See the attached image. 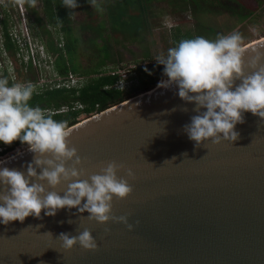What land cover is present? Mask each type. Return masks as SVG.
<instances>
[{"label":"water","instance_id":"95a60500","mask_svg":"<svg viewBox=\"0 0 264 264\" xmlns=\"http://www.w3.org/2000/svg\"><path fill=\"white\" fill-rule=\"evenodd\" d=\"M255 48L264 50V37L245 47L246 60ZM149 91L69 126V146L86 170L81 179L110 161L124 166L119 176L135 173L132 193L112 202L113 214L127 215L133 229L90 221L76 209L54 217L42 210V219L0 224V264H264V120L247 112L236 141L196 147L184 132L194 102L175 85ZM19 151L4 166L23 170L33 153ZM85 228L98 248L65 250L60 233Z\"/></svg>","mask_w":264,"mask_h":264},{"label":"clouds","instance_id":"9594fccd","mask_svg":"<svg viewBox=\"0 0 264 264\" xmlns=\"http://www.w3.org/2000/svg\"><path fill=\"white\" fill-rule=\"evenodd\" d=\"M60 3L70 10L69 16L80 6V0ZM87 3L102 11L98 0ZM246 52L244 37L232 31L212 39L201 35L182 38L156 57L167 77L159 86H178L179 97L194 102L196 114L184 125V132L196 147L207 141H236L240 135L236 126L245 122L247 112L264 120V50L253 49L247 60ZM35 92L31 81L10 83L0 77V143L11 145L18 140L33 153L23 170L4 166L6 159L23 154L19 150L0 160V224L23 222L29 216L42 219V210L45 216L54 217L61 209H76V215L87 212L90 221H115L132 230L127 215L113 214L112 202L114 197L124 199L132 193L129 178L135 177L133 170L128 168L125 176H119L124 166L110 161L99 173L81 179L86 170L77 148L69 146L72 128L67 121L54 119L48 109L33 106ZM62 184L66 185L62 192L55 190ZM59 238L65 250L77 243L87 250L98 248L88 228L78 235L62 232Z\"/></svg>","mask_w":264,"mask_h":264},{"label":"trees","instance_id":"16d2710c","mask_svg":"<svg viewBox=\"0 0 264 264\" xmlns=\"http://www.w3.org/2000/svg\"><path fill=\"white\" fill-rule=\"evenodd\" d=\"M24 1L31 14L34 15L35 26L37 25L39 31L36 34L45 41L48 50L56 56L55 66L59 73L66 74L72 70L89 75L86 84L79 89L54 87L35 92L32 97L33 106L39 105L48 109L54 119L65 120L68 126L77 123L83 113L92 115L134 95L151 90L157 85L164 74V65L153 59L149 48L142 56V60H148V62L144 60L137 62L136 68L140 73V83L131 90L122 91L116 88L114 84L118 79V74L107 72L109 67H116L125 60L119 47L123 42L117 35L121 34L122 39L130 42L142 41L143 43L146 33H150L154 27L161 25L162 22L154 11L157 3L165 2L172 13L188 15L195 20L197 28L195 33H182L179 30L175 35V42L196 35L212 39L218 33H224L215 25L206 22V17L210 14H228L243 22L256 13L255 9H251L242 0H108L109 5H107V0H103L101 4L105 8L106 19L81 23L80 30H75L72 26L73 16H69L70 10L63 7L60 0H41L45 16H42L40 9L37 8L36 0L33 3L29 0ZM257 3L260 8L264 9V0H257ZM86 8L90 11L89 7ZM45 22L46 25H44ZM106 22L109 23L108 27ZM60 36L64 38L62 47L57 42V40L60 41ZM7 46L13 49V44L9 41ZM122 46L128 48L125 43ZM85 53L89 61L86 64L80 59L81 54ZM37 75V70L31 65L28 72L23 75V79H36ZM77 102L83 103L84 107L74 108V103ZM64 105H69V110L60 111ZM20 146L26 147L18 140L11 145L0 143V156Z\"/></svg>","mask_w":264,"mask_h":264},{"label":"built area","instance_id":"2783aa9c","mask_svg":"<svg viewBox=\"0 0 264 264\" xmlns=\"http://www.w3.org/2000/svg\"><path fill=\"white\" fill-rule=\"evenodd\" d=\"M29 12L21 0H0V77H7L11 82L31 81L35 85L36 93L54 87L79 89L84 86L89 75L72 70L60 74L56 69V56L48 50L45 41L33 31L35 21L34 17H31L33 14ZM59 40L58 45L62 47L63 36H60ZM8 41L13 44V49L8 48ZM121 64L109 67L107 72L118 74L114 84L116 88L129 91L140 83V73L136 68L137 64L127 66ZM31 65L38 72L36 79L19 80L20 73L22 76L25 75ZM73 107L84 106L83 103L77 102ZM69 108V105H64L60 111H67Z\"/></svg>","mask_w":264,"mask_h":264},{"label":"rangeland","instance_id":"374dc122","mask_svg":"<svg viewBox=\"0 0 264 264\" xmlns=\"http://www.w3.org/2000/svg\"><path fill=\"white\" fill-rule=\"evenodd\" d=\"M103 0H98V3H100L102 11H98L95 8L91 7L89 4V10L88 11L85 8V5H82V8L79 7L75 9L72 12L73 16V22L72 26H74L75 30L80 28L81 23H91V21H97L102 20V18L107 17V14L105 12V8L102 6ZM245 4H247L251 9H255L256 13L253 17L247 19L246 21H239L238 18L228 15V14H210L206 17V22L213 24L216 26L217 29H221L224 31V33H230L232 31H239L241 35L244 37V44H246L249 41L252 40H259L264 37V9L260 8L257 0H242ZM22 4L26 7L27 10L28 7L25 4L24 0H21ZM107 5H109L108 0L106 1ZM37 8L40 9V13L42 16L44 15V12L42 11V3L41 0H36ZM156 8L154 11L156 12L158 19L161 20V25L154 27L150 33H146L145 40L142 43L141 42H130L125 39H122V35L119 34L117 37L121 39V43L119 47L123 48V50H126L124 55L125 60L122 62L121 66H127L129 64H137V62H141L143 53H145V50H148L149 48L151 52L153 53V59L155 60L158 55L165 54L168 47L173 46L175 43V35L180 30L182 33L192 32L195 33L197 30L195 25V20L186 15H177L170 11L169 6L165 2H159L156 4ZM263 9V10H262ZM88 11V12H87ZM92 12V13H91ZM31 14V11L29 12ZM91 13V14H90ZM34 15L31 17L33 18ZM156 16V19H157ZM46 25V22L44 23ZM106 26H109V23L106 22ZM33 29L35 33H38V27L35 26V22L33 23ZM81 33V31H79ZM126 44L128 48H124L122 44ZM142 43V44H141ZM132 49V50H131ZM142 52L140 53V51ZM134 51V53H132ZM81 61L83 63H89L86 53L81 54ZM88 55V54H87ZM144 62H148V60H144ZM143 62V63H144ZM167 77L165 76L163 80H165ZM19 80H23V76L20 73ZM161 79V81H163ZM160 82V80H159ZM157 83V86L159 84ZM91 115H87V113H83L79 117V121L87 118ZM27 147V146H26ZM25 146H20L16 148L14 151L9 152L8 154H5L3 156H0V160H3L4 157H7L9 155H12L17 152V150H23Z\"/></svg>","mask_w":264,"mask_h":264},{"label":"bare ground","instance_id":"6f19581e","mask_svg":"<svg viewBox=\"0 0 264 264\" xmlns=\"http://www.w3.org/2000/svg\"><path fill=\"white\" fill-rule=\"evenodd\" d=\"M258 40L256 39V40H254V41H252V42H250V43H248V44H246L244 47H247V46H249V45H252L253 43H255V42H257ZM167 79V78H166ZM165 79V80H166ZM160 84V83H159ZM163 87H161V86H157L156 88H154V89H152V90H150L149 92L150 93H152V92H154V91H158V90H160V89H162Z\"/></svg>","mask_w":264,"mask_h":264},{"label":"flooded vegetation","instance_id":"af4514ba","mask_svg":"<svg viewBox=\"0 0 264 264\" xmlns=\"http://www.w3.org/2000/svg\"><path fill=\"white\" fill-rule=\"evenodd\" d=\"M81 5H85V6H87V5H88L87 0H80V6H81ZM79 30H80V29H79ZM120 49H121V51H122L123 54H124L126 50H123V48H121V47H120ZM140 50H141V49H140ZM141 52H142V50L140 51V53H141ZM152 54H153V53H152ZM164 76H165V74L162 75V77L160 78V80H161Z\"/></svg>","mask_w":264,"mask_h":264},{"label":"crops","instance_id":"0c3cea01","mask_svg":"<svg viewBox=\"0 0 264 264\" xmlns=\"http://www.w3.org/2000/svg\"><path fill=\"white\" fill-rule=\"evenodd\" d=\"M79 7H81V8H82V5H81V6H79ZM79 7H78V8H79ZM86 7H88V6H85V8H86ZM86 9H87V8H86ZM73 11H74V10H73ZM73 11H72V12H73Z\"/></svg>","mask_w":264,"mask_h":264}]
</instances>
